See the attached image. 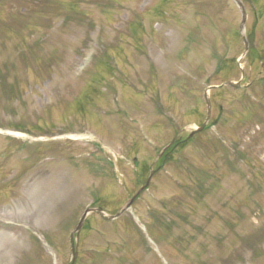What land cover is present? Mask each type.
<instances>
[{"label":"rangeland","instance_id":"1","mask_svg":"<svg viewBox=\"0 0 264 264\" xmlns=\"http://www.w3.org/2000/svg\"><path fill=\"white\" fill-rule=\"evenodd\" d=\"M240 1L241 31L234 0H0V264H264V0Z\"/></svg>","mask_w":264,"mask_h":264},{"label":"water","instance_id":"2","mask_svg":"<svg viewBox=\"0 0 264 264\" xmlns=\"http://www.w3.org/2000/svg\"><path fill=\"white\" fill-rule=\"evenodd\" d=\"M99 211H100V212H102V209H99ZM85 217H86V213H85V215L83 216V218H82V220H81V223H80V225H82V223H83V221H84ZM104 217H105V218H107V219H113V218H115V217H113V218H112V217H110V218H109V217H106V216H104Z\"/></svg>","mask_w":264,"mask_h":264},{"label":"bare ground","instance_id":"3","mask_svg":"<svg viewBox=\"0 0 264 264\" xmlns=\"http://www.w3.org/2000/svg\"><path fill=\"white\" fill-rule=\"evenodd\" d=\"M77 137H78V136H77ZM79 137H82V138H88L89 136H85V135H84V136H81V135H80ZM89 138H90V137H89Z\"/></svg>","mask_w":264,"mask_h":264}]
</instances>
